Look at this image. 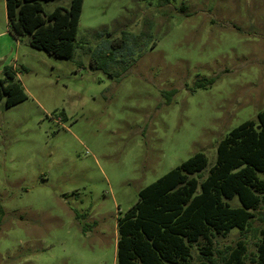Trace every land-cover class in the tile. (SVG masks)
<instances>
[{
	"label": "rangeland",
	"instance_id": "rangeland-1",
	"mask_svg": "<svg viewBox=\"0 0 264 264\" xmlns=\"http://www.w3.org/2000/svg\"><path fill=\"white\" fill-rule=\"evenodd\" d=\"M29 39L0 0V80L26 98L0 100V264H116L138 192L264 109V0H83L70 59Z\"/></svg>",
	"mask_w": 264,
	"mask_h": 264
},
{
	"label": "trees",
	"instance_id": "trees-1",
	"mask_svg": "<svg viewBox=\"0 0 264 264\" xmlns=\"http://www.w3.org/2000/svg\"><path fill=\"white\" fill-rule=\"evenodd\" d=\"M44 1L4 0L8 31L14 38L28 34L34 49L70 59L83 0L48 14ZM115 43L123 52L125 38ZM4 77L0 100L10 108L26 98L11 68ZM207 167L205 155L196 153L138 192L116 222V264H264V109L219 140ZM232 229L241 238L220 245ZM247 232L256 239L252 254Z\"/></svg>",
	"mask_w": 264,
	"mask_h": 264
}]
</instances>
